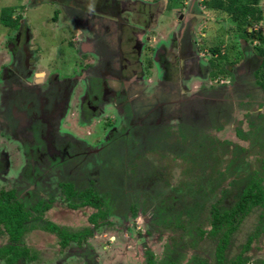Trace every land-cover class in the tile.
<instances>
[{"label": "flooded vegetation", "instance_id": "obj_1", "mask_svg": "<svg viewBox=\"0 0 264 264\" xmlns=\"http://www.w3.org/2000/svg\"><path fill=\"white\" fill-rule=\"evenodd\" d=\"M45 3L51 4L54 40L58 37V31L64 30L65 34L67 30L68 35L60 38L59 42L61 46L70 48L73 56L69 59V66L72 68L58 71L53 68L58 56L53 61L50 55L48 67L42 68L47 75H40L35 72L40 61L58 49V46L46 44L42 26L33 25L28 20L33 8L37 5L42 7ZM26 4L33 6L27 11ZM18 5L20 6L10 7L13 25L4 24L6 31L3 34L0 32V129L3 127L2 122L10 117L18 122L16 131L27 129L25 134L17 137L22 141L17 145L22 167L16 175L25 178L35 170L38 171L37 167L50 161L56 169L63 166L62 170L67 169L65 166L70 164L72 169L67 172L68 180L61 181L58 185L66 200L65 208H62L70 212H77L85 207H92L98 213L107 211L106 206H101L99 210L86 205L81 199L83 193L96 192L92 188L79 189L80 174L76 173L79 168L73 163L80 157L86 158L89 141L95 138L96 132L102 135L100 143L108 140L110 146L102 154V164L106 161L107 167L117 160L121 161L126 153L129 156L135 153L130 149L139 140L138 143L141 144L144 141L142 145H159L161 142H171L170 140H173L171 144H179L180 141L184 144H181L182 147L191 143L189 139L192 140L193 136H184L183 126L188 125L189 117L198 116L202 111L207 112V104L204 102L206 98L199 95L214 94L213 98L216 99L218 89L223 88L214 83L218 75L226 73L223 67L225 62L222 60V67L219 69V52L212 50L214 47L207 49L205 40L208 39V34L204 31L207 29V20L203 24L207 17L206 11L210 13L218 10L210 9L207 0H23ZM3 9L0 11V18ZM250 30L248 28L247 38L238 39L243 53L242 60L245 62L242 65L251 64L250 61L257 63L258 58L262 60L258 53L262 48L259 40V45L255 46L256 53H252L254 60L249 54L252 39V29ZM261 65L262 61L254 72L256 78ZM62 75L66 76L65 82L67 81L64 89L58 84L59 76ZM46 76H50L49 79ZM258 80L259 86L264 89L259 77ZM197 97L200 98L199 101ZM188 127L187 131L192 130L194 139H197L200 135L198 132H201L200 128H196L197 122ZM0 133L2 134L1 130ZM174 135H179V139ZM242 135L240 131V136ZM129 142H132V146ZM49 148L56 150L54 156ZM2 156L0 150V159ZM27 156L29 168L26 167ZM236 156L238 155H234ZM234 162L233 159L231 165ZM107 174L108 178H112L111 173ZM134 176L137 175L134 173ZM135 177L129 182L132 189L136 184L138 188H135L136 197L127 195L129 200L135 197L126 208L129 213L128 221H138L144 213L151 214L154 223L169 225L161 209H165L166 205L160 204L161 199L167 196L165 201L171 200L176 209L182 203L176 201L179 200L176 192L167 191L168 182L165 179L168 177L155 171L151 176L145 177L150 179L147 185L144 179ZM154 182L159 183V186L154 187ZM124 184V188H127L126 179ZM10 193H14L13 202H21L29 210L26 201L15 190H1L0 198L3 194ZM161 193L167 195L159 196ZM32 197L29 194L27 196L28 199ZM52 203L36 198V204L33 210H29L31 215L26 221L29 229L23 232L17 242L11 240L7 223L0 221V227H3L10 239L8 246L0 248L4 249L1 251L3 257L0 261L5 264H24L25 259H35L40 254L39 249H32L24 242L37 229L58 238L63 250L71 243L83 244L84 240L78 242L70 239L65 246L62 245L60 231L75 233L70 231L69 228L72 227L68 223H59L60 220H65L61 218L62 210L47 219L54 204ZM33 212L39 213V218L34 217ZM98 213L88 217L95 229L98 228L101 217L95 222H91L90 218ZM110 213L102 219L109 217ZM41 223L43 225L40 226ZM53 228L57 230L54 231ZM129 228L134 229V226ZM209 230L211 231V227ZM87 231L89 228L79 234ZM126 231L129 229L126 228ZM136 231L141 237V229ZM247 244L245 252L250 249ZM12 246L13 251H9ZM48 249L47 255H55L54 248L49 246ZM15 255V262L11 263L10 258ZM144 255L147 264L148 256L151 255L154 260L152 250L146 248ZM97 259L98 256H87L88 262L92 264ZM238 259L236 264L245 262L241 257Z\"/></svg>", "mask_w": 264, "mask_h": 264}, {"label": "rangeland", "instance_id": "obj_2", "mask_svg": "<svg viewBox=\"0 0 264 264\" xmlns=\"http://www.w3.org/2000/svg\"><path fill=\"white\" fill-rule=\"evenodd\" d=\"M22 1L0 0V11L4 8L11 12V8L20 6L18 4ZM26 5L27 11L33 6L32 4ZM37 6L33 8L32 15L28 20L30 19L33 25L42 26V36L46 44H50L51 47L58 46L59 50L55 49L51 54L44 56L35 72L43 75L45 70L43 71L42 68L48 67L47 62L50 55L53 57V61H55L54 57L58 56L53 66L54 69L62 71L72 68L69 66V59H72L73 52L70 51V48L61 46L59 42L60 38L68 35V31L66 30L65 34L64 30L58 31L55 41L53 36L55 34L51 28L53 27L51 4L45 3L42 7H40L41 5ZM8 8L10 9L8 10ZM261 8L264 16V1L261 2ZM21 10L23 11L24 7ZM226 13V11L219 10L210 11V13L206 11L207 17L203 21V24L205 20L208 22L207 29L203 28L208 34V39L205 40L207 49L214 47L212 50L219 51V69L222 67V60H224L223 67H225L226 73L218 75L214 83V85L223 87L218 89L216 99L213 98L214 94L199 95L206 98L204 102L207 104V112L202 111L198 116L189 117L188 125H192L196 121L198 125L196 128L201 130L198 132L200 135L197 139H194L192 130L187 131L188 125L184 124L183 135L193 136L192 140L189 139L191 143L186 147H182L180 141L179 144H171L173 140L161 142L159 145H142L144 141L141 144L138 143L139 140L132 146V142H129L133 148L130 151L135 153L129 156L124 152L125 155L121 161L117 160L111 164L112 166L107 167L106 161L102 164V154L110 146H108V140L106 143H100L102 135L96 132L95 138H91L89 141L86 158L80 157L73 163L75 167L79 168L76 172L80 174L78 177L80 179L79 189L92 188L96 192L95 194H98L104 201L107 200L105 206L112 209L109 217L101 218L98 221L96 229L88 221L90 215L98 213L96 209L85 207L77 212L63 209L66 200L58 185L61 181L68 180L67 174L72 169L70 167L72 165H66L67 169L63 168L64 170H62L63 166L56 169L52 165L53 162L50 161L46 165L37 167L38 171L35 170V174H30L25 178L21 177L22 175H16L22 167V165L20 166L22 159L19 160L21 154L19 151L17 152V145L22 141H19L17 137L19 134H25L27 129L21 130V132L16 131L18 122L11 117L4 123L2 122L0 150L3 156L0 159V192L1 190H15L26 201L29 210H33L36 198L45 202L51 201L54 204L52 203L47 219L62 210L61 218L65 220H60L59 223L71 225L72 228L69 229L73 233L83 232L85 228H89L91 235L84 240L82 245L71 243L68 248L63 250L59 245L58 238L46 235L37 229L27 236L24 244L32 249H39L40 254L35 259H25L24 264H55L56 261L58 264H87L89 255L99 257L95 264H147L144 255L146 248L153 251L156 264H192L195 260L207 264H218L216 252L221 234L213 238L207 234L203 238H200L196 233L189 235L186 224L189 227V223H191L194 227L202 228L208 233L210 231L207 222L210 217L209 211L213 205L218 203L222 190L234 189L232 182L235 179L247 177L257 171L263 177L262 185L264 186V89L259 86L258 77L256 78L254 73L262 60L258 58V64L250 61L251 64L242 65L245 62L242 60L243 53L238 44L241 32L237 30L231 16ZM4 27L0 18L2 34L6 31ZM251 29L252 33L256 31V33L260 32L264 35V21L260 24H253ZM254 42H256L255 45ZM258 45L259 41L256 35L250 40L249 54L251 56L254 55L252 53H256L255 46ZM230 65L233 67L230 68ZM46 77L49 79L50 76ZM65 78V75L59 76L58 84L63 89L67 82H65ZM197 99L200 100L199 97ZM179 126L181 128L182 124ZM240 131L242 136H240ZM175 132L178 133V131ZM174 136L179 139V135ZM49 149L54 156L56 150ZM234 155L238 156L234 157ZM28 159L27 156L26 167L29 168ZM233 159L235 162L231 165L230 162ZM99 166H103V168H99ZM155 171L162 172L164 176L168 177L165 180L168 182L167 191L169 193L176 192L177 196L184 199L181 206L177 207V210H181L182 213L184 208L192 209L191 203L194 198L200 197L201 201L205 200V208L198 212L200 214L198 220L188 221L189 214L183 213V222L181 220L179 225L176 223L165 225L162 222L154 223L155 220L151 214L142 213L138 221H128L129 213L126 208L130 202L134 201L138 188V184H136L132 189L130 180L134 179L135 173L137 176L139 175L138 178L137 176L135 178L144 179L145 185H147L150 179L145 177L151 176ZM107 172L112 174V178L107 177ZM37 174H39L38 177ZM125 179L128 183L127 188H124ZM124 189L127 191H123ZM199 192L202 194L192 195ZM28 194L33 196L32 199L27 198ZM129 194L135 197L129 200V198L127 199ZM78 202L80 203V201ZM263 213V208L257 207L244 218L230 238L222 264H236L239 257L246 261L245 264H264V219L261 217ZM32 214L39 218V213L33 212ZM10 225L13 230L19 233L29 229L25 223L21 228L17 227L16 222H12ZM132 225L134 229L129 228ZM126 228L129 231H126ZM137 229H141V237L138 235ZM250 237H253V241L248 252H245L244 249ZM9 243L8 234L3 227H0V248L8 246ZM49 246L55 249V255H47ZM0 264L5 263L0 261Z\"/></svg>", "mask_w": 264, "mask_h": 264}, {"label": "trees", "instance_id": "obj_3", "mask_svg": "<svg viewBox=\"0 0 264 264\" xmlns=\"http://www.w3.org/2000/svg\"><path fill=\"white\" fill-rule=\"evenodd\" d=\"M264 0H207V6L211 9L219 10V11H226V14H229L236 24V28L239 32H241L239 35L244 38L248 37V28H251L253 24H260L264 21L263 19V10L261 8V2ZM1 21L5 25H13V22L11 21L10 14L6 9H3L2 11V18ZM257 35L258 40L262 44V48L258 50V53L260 57H262V65L260 67L259 72L257 73V76L261 80V85L264 87V35L260 32H253L250 34V37H255ZM219 52V51H218ZM264 169V165H263ZM141 181V180H140ZM263 177L260 175V173L253 172L251 175L247 177H240L237 180H234L232 182V186L235 188V190L232 193L231 190L224 189L222 190L221 197L217 201L215 205L212 206L210 212V217L208 218L207 222L208 225L211 227V231L209 232V235L212 237L217 236L218 234H221V239L219 241V244L217 246V258H218V264H222V260L224 257V253L226 251V248L228 247V244L230 242V238L233 233L237 230L240 223L244 220V218L254 209L257 207H261L264 210V186L262 185ZM154 187H158L159 183L154 182ZM145 194V193H144ZM142 194V195H144ZM202 194V192L194 193L192 195ZM167 194L161 193L159 196H166ZM153 196V195H152ZM174 196V195H172ZM200 196V195H199ZM14 193L10 194H3V196L0 198V221L6 222L7 226L9 228V232L11 234V240L13 242H17L23 232H17L13 230L11 227L12 222H16L17 227L21 228L23 224H26V221L29 219L31 212L27 210L21 202H13ZM156 197V196H154ZM179 201L183 203L184 199H182L181 196H177ZM231 197V200H230ZM151 198V197H150ZM167 196L162 200L160 204L165 206V209H162L163 214L166 216L165 221L170 223L169 225L176 223L177 225L180 224L181 220L183 222L182 215L183 213H188V221L191 220L196 221L199 219L198 212L204 210L205 208V200L201 201L197 197L196 199H193V202L190 204L192 206V209L189 207L188 209H184L183 213L181 210H177L171 200L165 201ZM81 199L84 200V203L86 205L93 206L95 208H98L100 210L101 206L106 205L107 200L104 201L101 197L98 196V194H95L94 192L89 193H83L81 194ZM153 199L151 198V201ZM192 200V199H191ZM173 201L175 199L173 198ZM174 207V208H173ZM38 209V207L36 208ZM109 211H108V210ZM107 211H99L97 215H94L90 218L91 222L97 221L99 217L105 218L108 213L112 209L107 207ZM161 212V213H162ZM203 212V211H202ZM200 212V213H202ZM264 218V213L263 216ZM187 225V232L188 234L196 233L200 238L205 237L207 234L206 231L202 228L194 227L193 224L189 223ZM51 228V227H50ZM53 230H57L56 228H53ZM59 232V231H58ZM60 237H62V245L65 246L68 241L74 240L81 242L82 240H85L90 233L87 231L84 234H67L63 232H59ZM253 237L249 238V242L247 244V248L250 247V244L252 243ZM14 247L12 246L9 248V251H13ZM4 250V249H2ZM0 250V258L3 257V254ZM149 254V252L147 251ZM16 255L14 258H10V262H15ZM245 262H242L241 264H245ZM148 264H156L154 260L152 259V256H148ZM192 264H207L200 260H195ZM234 264V263H233Z\"/></svg>", "mask_w": 264, "mask_h": 264}]
</instances>
